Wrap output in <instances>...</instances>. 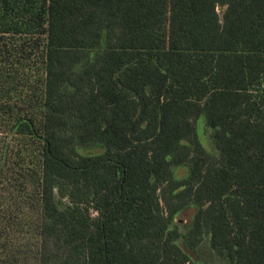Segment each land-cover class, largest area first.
Masks as SVG:
<instances>
[{"label": "trees", "instance_id": "16d2710c", "mask_svg": "<svg viewBox=\"0 0 264 264\" xmlns=\"http://www.w3.org/2000/svg\"><path fill=\"white\" fill-rule=\"evenodd\" d=\"M0 264H264V0H0Z\"/></svg>", "mask_w": 264, "mask_h": 264}, {"label": "rangeland", "instance_id": "374dc122", "mask_svg": "<svg viewBox=\"0 0 264 264\" xmlns=\"http://www.w3.org/2000/svg\"><path fill=\"white\" fill-rule=\"evenodd\" d=\"M218 11H219L220 15H222V9L220 8ZM198 125H199V135H200L201 141L203 142V144H204L208 149H210L209 144H208V142H207V137H206V134H205V131H204L203 121L200 120V121L198 122ZM186 172H187V169H186L185 167H180V168H178V170H177V176H178L179 178H183V177L186 176V174H187ZM195 211H196V210L193 209V208L188 209V210L184 211V212L181 214V216H182L181 218L183 219L184 222L189 221V220L193 217V215L195 214Z\"/></svg>", "mask_w": 264, "mask_h": 264}]
</instances>
